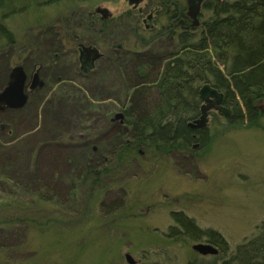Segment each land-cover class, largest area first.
<instances>
[{
    "label": "rangeland",
    "instance_id": "1",
    "mask_svg": "<svg viewBox=\"0 0 264 264\" xmlns=\"http://www.w3.org/2000/svg\"><path fill=\"white\" fill-rule=\"evenodd\" d=\"M96 3L113 15L127 8L123 0H96ZM50 10L53 9L14 16L6 23L19 41L25 42L27 21L34 14ZM205 15L211 18V25L200 29L199 47L228 78L234 72L239 73L238 70L241 74L248 70L244 76L252 74L249 65L254 57L264 58V37L257 46V34L250 32L252 22L234 21L214 26L215 10L205 11ZM254 30L257 32L256 25ZM47 48L48 41H45L36 57L41 64L49 65ZM222 52L226 56L220 61L217 55ZM74 67L72 61L63 64L61 69L69 68L66 74L55 68L53 71L58 70L67 81L49 82L24 109L23 118L16 123L19 131L12 126L13 132L1 131L0 137V143L6 148L1 155H6L4 161L20 167L18 176L13 177L19 186L31 185L35 180L45 182L43 188L54 198L59 193L61 199L72 182L69 173H73L80 161L77 150L87 145L95 151L106 145L115 133L119 138L116 131L123 122L115 119V115L125 109L120 84L112 70L105 71L100 65L101 73L80 79ZM4 68L5 63L0 60V75ZM255 104L259 117L251 125L244 121L230 126L227 118L211 110L207 116L211 141L203 152L188 157L166 156L155 161L142 151L139 159L127 166L117 165L108 156L110 161L105 166L110 173L100 177L101 187L83 190L80 204L62 205L66 213L81 211L83 216H76L81 219L69 223L68 217L64 222L54 221L56 215L46 212L40 219L39 215H32L35 223L21 225L0 237V245L11 250L10 256L0 264H127L125 254L135 264H187L199 257L191 247L202 241L168 238L170 227L176 225L172 216L175 212L183 213L204 231L219 233L228 248L234 249L264 222V98ZM41 139H50L58 146L52 152H42L48 161L40 155L36 162L37 150L32 156L29 152L34 143L39 147ZM4 161L0 160L1 165H7ZM36 166L40 167L41 174L49 170L55 173L58 166L59 171L50 182L47 177L36 178ZM47 220L51 221L45 226ZM206 258L205 262L212 260Z\"/></svg>",
    "mask_w": 264,
    "mask_h": 264
},
{
    "label": "trees",
    "instance_id": "2",
    "mask_svg": "<svg viewBox=\"0 0 264 264\" xmlns=\"http://www.w3.org/2000/svg\"><path fill=\"white\" fill-rule=\"evenodd\" d=\"M56 1L61 0H0V52L5 39L14 37L6 23L9 18L46 9ZM242 3L246 4L245 1ZM243 8H245L243 11H238L235 15V22L245 21L241 20L244 16L252 18L255 14L263 13L262 9L248 12V7ZM251 22L250 32L257 34L256 45L259 46L264 37V23L253 18ZM221 24L227 25L222 21L218 25ZM255 25L257 32L254 30ZM160 51L161 49L157 47L152 54L143 56L123 54L117 61L104 63L102 69L112 70L115 79L118 80L121 97L130 96L131 101L125 106L123 125H119L116 131L119 138L115 133V136L105 142L106 145L99 146L100 148L95 151H91L87 145L77 150L80 153L78 158L80 161L75 168L72 165V168L79 171L69 173L72 182L63 199L59 197V193H56L54 198L49 190L44 189L45 182L35 180L31 185L19 186V182L13 177L18 176L20 167H13L4 161L6 155L3 157L1 155L6 152V148L0 143L2 144L0 160L7 164L0 163V179L6 180L0 181V237L5 232L19 229L21 225L26 227L35 223L32 215H39L40 219V215L45 212L50 216L60 217H55L54 221L62 219L64 222L68 217L69 223H75L80 218H76L77 214L83 216L82 212L74 210L66 213L62 205L65 202L80 204L83 202V190L101 187L100 177L110 173L109 167L105 166L110 161L108 156L113 157L117 165L127 166L130 161L138 160L142 151L145 156H151L158 161L166 156L180 154L188 157L189 154L206 150L211 141L207 127L200 130L188 127L189 122L201 116L203 102L198 92L204 84H209L223 95L224 105L231 111V116L225 119L228 125H237L244 121L251 125L256 122L259 113L255 103L264 98V58L254 57L253 63L249 65L252 74L244 76L248 70L242 74V71L238 70L239 73L234 72L232 77L228 78L199 46L176 57L164 58ZM223 54L225 53L217 55V59L222 61ZM99 72L101 73V70ZM252 78L259 80L255 81ZM12 118L15 120L8 123L14 122L16 131H19L16 123L20 119ZM6 120L11 121L4 118V121ZM26 138L29 139L30 136ZM196 144L199 148L193 149ZM36 145L37 143H34L29 152V156H32L37 150L36 162L39 161L40 155L48 161L42 152L44 150L52 152L58 146L50 139L44 141L41 139L39 147ZM100 165H104L103 168H100ZM39 168L35 167L36 178L47 177L50 182L59 171L58 166L55 173L49 170V173L41 174ZM60 175L63 177L62 173ZM67 176L68 174L65 177ZM172 216L176 228H170L168 238L187 237L193 241L208 238L221 250L216 257H211L212 260L209 262L197 257L187 264H264V222L256 227V232L250 238L231 250L219 233L200 229L192 219L181 212H175ZM50 221L47 220L44 225H48ZM36 225L41 226L39 223ZM10 254L11 250L8 247L0 245V261H5Z\"/></svg>",
    "mask_w": 264,
    "mask_h": 264
},
{
    "label": "flooded vegetation",
    "instance_id": "3",
    "mask_svg": "<svg viewBox=\"0 0 264 264\" xmlns=\"http://www.w3.org/2000/svg\"><path fill=\"white\" fill-rule=\"evenodd\" d=\"M70 1L72 0L56 1L46 8H52L50 12L34 14L26 23L25 42H20L13 31L14 37L5 39L0 52V60L5 63L0 75V91L8 86L13 69L21 67L26 77L24 93L27 94V102L21 109L0 110L2 121L4 118H9L11 122L15 120L12 117H17L18 120L23 118L26 106L32 103L49 82H66L67 80L58 74V70H53L61 69L63 64L67 65L71 61L75 65V75L80 79H87L98 74L100 65L117 61L123 54L143 56L152 54L158 47L166 58L180 56L187 50H195L196 46H199L197 40L200 29L211 25V18L208 19L205 15V11L210 12V9H214L217 16L215 25L221 21L231 23L235 20L237 12L245 9L244 6L248 7V12L262 9V14H255L252 18L264 23V0H248L250 4L247 5L242 3L246 0H201L195 16L190 14L189 0H140L132 4L129 0H123L127 8L114 15L96 3V0ZM62 6L65 11L57 8ZM252 18L244 16L241 20L251 22ZM45 41H48L49 65L41 64L36 57L38 48ZM166 47L169 49L163 50ZM68 69H61L62 74H66ZM35 74H38L44 86L30 90ZM129 98L130 96H127L123 99L125 106L131 101ZM223 106L225 107L224 104ZM211 110L215 109L210 108L207 116ZM12 126L13 123H2L0 120V132H13ZM196 145L193 149L199 148V145ZM200 240L215 246L220 253L219 246L210 239ZM206 257L199 256L202 259H207Z\"/></svg>",
    "mask_w": 264,
    "mask_h": 264
},
{
    "label": "water",
    "instance_id": "4",
    "mask_svg": "<svg viewBox=\"0 0 264 264\" xmlns=\"http://www.w3.org/2000/svg\"><path fill=\"white\" fill-rule=\"evenodd\" d=\"M140 0H129V3H138ZM201 0H189L190 14L195 16L197 13L198 4ZM106 12V10H104ZM25 75L21 67H15L11 74V80L8 86L0 91V110L8 109H21L27 102V94L24 93ZM44 86L42 80L39 79L38 74H35L33 82L30 86V90L35 88L41 89ZM199 98L203 102L201 109V116L198 119L188 123V127L194 130H200L206 128L207 125V111L212 108L218 111V114L224 118L231 116V111L223 106L224 98L221 93L211 87L209 84H204L199 89ZM115 119L123 122L124 115L118 113L115 115ZM197 145L193 147L196 148ZM191 250L201 257L211 256L216 257L219 252L217 248L209 243H198L191 247ZM125 262L127 264H135L136 262L129 254H125Z\"/></svg>",
    "mask_w": 264,
    "mask_h": 264
}]
</instances>
